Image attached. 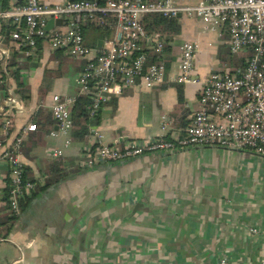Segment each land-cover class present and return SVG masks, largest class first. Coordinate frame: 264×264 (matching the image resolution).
I'll use <instances>...</instances> for the list:
<instances>
[{"label": "crops", "instance_id": "obj_1", "mask_svg": "<svg viewBox=\"0 0 264 264\" xmlns=\"http://www.w3.org/2000/svg\"><path fill=\"white\" fill-rule=\"evenodd\" d=\"M21 1L8 0V5ZM179 20L181 30L165 51L166 82L147 90L127 89L103 106L97 126L108 143L185 127L200 106L207 77L245 66L236 62L246 55L231 51L227 30L204 31L197 17ZM94 27L85 28L91 46L106 39ZM12 30L10 21L0 22L4 45L21 59L0 64V97L12 88L31 99L17 125L31 115L37 122L41 109L52 119L54 94L67 99L79 95L77 77L85 61L63 48L53 49L46 39L39 40L36 56L23 59L15 52ZM186 40L199 45L194 81L178 83L172 78ZM165 118L172 127L168 130L163 129ZM52 120L24 141L26 175L37 189L8 231L2 223L10 216L0 209L1 235L7 237L0 242V264H220L223 257L228 264H264V156L196 145L84 167L82 150L92 142L89 131L79 136L75 126L69 135L55 137L58 125ZM55 148L63 155H51Z\"/></svg>", "mask_w": 264, "mask_h": 264}, {"label": "built area", "instance_id": "obj_2", "mask_svg": "<svg viewBox=\"0 0 264 264\" xmlns=\"http://www.w3.org/2000/svg\"><path fill=\"white\" fill-rule=\"evenodd\" d=\"M148 13L197 17L203 21L204 31L227 30L230 49L246 55L245 66L235 72H212L203 83L200 106L191 122L171 133L170 121L165 118L163 129L168 131L162 135L108 143L102 130L91 125L92 142L82 150L81 165L92 167L146 152L172 153L196 145L248 149L264 156V0H66L55 4L24 0L7 7L0 0V22L8 20L13 25L11 39L23 59L36 56L39 40L46 39L53 49L63 48L72 58L85 61L77 83L79 95L90 99V120L98 118L103 106L127 89L147 90L166 82V40L159 32L147 30L144 17ZM50 19L55 24L47 29ZM58 19L63 22L56 23ZM88 25L110 28L113 35L91 46L85 37ZM180 49L172 79L189 83L194 81L199 45L186 40ZM13 52L0 37V64L7 61L11 65ZM76 99L52 96L51 110L58 125L53 136L69 135L75 127L72 107ZM23 100L12 88L0 97V166L8 168L0 169V209L10 217L22 214V201L37 189V183L26 175L23 146L38 125L33 115L17 125L18 114L26 109ZM70 142L68 137L66 144ZM51 155L59 157L63 151L55 148ZM5 240L0 234V242ZM220 264H228V259L223 257Z\"/></svg>", "mask_w": 264, "mask_h": 264}, {"label": "trees", "instance_id": "obj_3", "mask_svg": "<svg viewBox=\"0 0 264 264\" xmlns=\"http://www.w3.org/2000/svg\"><path fill=\"white\" fill-rule=\"evenodd\" d=\"M2 3L4 7L9 6L8 0H2ZM24 1L19 2L18 4H22ZM144 24L149 32H159L166 40V48L167 50L170 48V41L173 39V36L180 32L181 30V24L180 20L177 17H167L162 15L161 13H148L144 17ZM94 29L99 32V36L102 38H109L113 35V30L107 27H94ZM85 29V34H86ZM168 44V45H167ZM238 65L244 66L245 65V59L244 56L240 57L237 61ZM180 99L183 100V95L181 94ZM90 99L87 95L80 94L77 96L76 102L72 107V114L75 126H79L80 129L77 132V135L79 136H85L88 134L89 128L91 125H97L99 123L100 117L90 120L88 116V109L87 105L89 103ZM53 115V114H52ZM52 119L56 120L54 116H52ZM51 117L45 116L43 114V110L38 113L37 115V125L38 130L40 126H45L43 128H48V125L52 123ZM54 180H49V183L47 185L52 184ZM35 193V192H34ZM34 193L31 197L34 196ZM31 197L26 198V200L22 201V210L26 207L28 202L31 200ZM14 219L11 217H7L6 221L2 224H8L9 227L7 231L10 229L11 221ZM0 234H2V231L0 230Z\"/></svg>", "mask_w": 264, "mask_h": 264}, {"label": "water", "instance_id": "obj_4", "mask_svg": "<svg viewBox=\"0 0 264 264\" xmlns=\"http://www.w3.org/2000/svg\"><path fill=\"white\" fill-rule=\"evenodd\" d=\"M62 22H63L62 19L56 20V23H58V24H61ZM54 24H55V20L50 19L48 24H47V29H51L54 26ZM120 140H123V139H120Z\"/></svg>", "mask_w": 264, "mask_h": 264}, {"label": "rangeland", "instance_id": "obj_5", "mask_svg": "<svg viewBox=\"0 0 264 264\" xmlns=\"http://www.w3.org/2000/svg\"><path fill=\"white\" fill-rule=\"evenodd\" d=\"M23 103H24L25 106H29L30 107V105H31V99H29V98L28 99H24L23 100Z\"/></svg>", "mask_w": 264, "mask_h": 264}]
</instances>
